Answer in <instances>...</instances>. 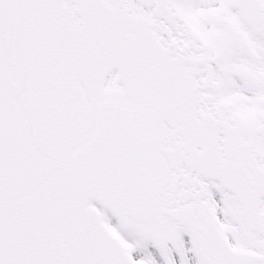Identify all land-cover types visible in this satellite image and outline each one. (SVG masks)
Listing matches in <instances>:
<instances>
[{"label":"snow or ice","instance_id":"obj_1","mask_svg":"<svg viewBox=\"0 0 264 264\" xmlns=\"http://www.w3.org/2000/svg\"><path fill=\"white\" fill-rule=\"evenodd\" d=\"M0 264H264V0H0Z\"/></svg>","mask_w":264,"mask_h":264}]
</instances>
